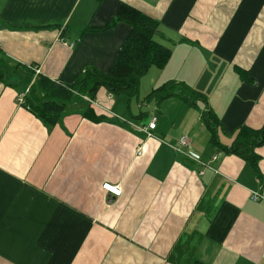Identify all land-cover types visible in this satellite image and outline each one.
Listing matches in <instances>:
<instances>
[{
	"label": "crops",
	"instance_id": "1",
	"mask_svg": "<svg viewBox=\"0 0 264 264\" xmlns=\"http://www.w3.org/2000/svg\"><path fill=\"white\" fill-rule=\"evenodd\" d=\"M123 4L158 19L172 49L139 99L120 94L128 113L105 87L87 95L103 106L71 91L53 125L18 103L37 77L71 89L87 68L109 70L131 30L105 27ZM168 81L206 95L222 145L262 127L264 0H0V264H264V145L260 178L212 143L205 104L152 109L143 98ZM183 135L210 166L173 148Z\"/></svg>",
	"mask_w": 264,
	"mask_h": 264
},
{
	"label": "trees",
	"instance_id": "2",
	"mask_svg": "<svg viewBox=\"0 0 264 264\" xmlns=\"http://www.w3.org/2000/svg\"><path fill=\"white\" fill-rule=\"evenodd\" d=\"M119 21L129 23L131 30L109 70L101 71L89 67L71 89L57 86L46 78L37 79V77L34 83L29 84L30 91L23 106L30 109L45 123L53 125L61 119L67 106L64 97L75 96L71 93L73 90L94 97L101 87H105L114 95L125 94L129 103L133 99H139L142 77L153 66L165 67L171 58L172 49L156 39L160 31V21L140 9L123 4L117 16L111 19L105 27L113 26ZM241 74L243 75L244 71ZM172 96H178L194 107H199L198 103L205 104L207 109L202 113V118L211 131L212 143L225 153L237 154L251 161L258 176L262 178L257 166L259 156L256 148L264 145V125L257 129L242 127L232 144L222 145L218 141L219 118L209 107L206 95L185 82H165L152 89L143 99L155 101L159 105L163 100ZM92 111L90 109L87 115L93 120H99V117L92 115Z\"/></svg>",
	"mask_w": 264,
	"mask_h": 264
},
{
	"label": "built area",
	"instance_id": "3",
	"mask_svg": "<svg viewBox=\"0 0 264 264\" xmlns=\"http://www.w3.org/2000/svg\"><path fill=\"white\" fill-rule=\"evenodd\" d=\"M69 46H73V43H69ZM31 68L36 72V74L40 73L41 72V69L38 65H32ZM30 91V85H28L27 87H25V89L23 91H21L18 95V103L20 105H24L25 103V99H26V96L27 94L29 93ZM82 96L87 99L93 106L95 105H99V106H103V102L101 100H98V99H94L90 96H87L85 94H82ZM111 96H113V94H111ZM110 96V97H111ZM156 117H153L149 124L146 126V127H143V130L147 133L148 136H152L153 133L152 131L156 128ZM179 143H180V146H173V148L183 154H185L186 156H188L189 158L191 159H194L195 161L201 163L203 166L205 167H208L210 166L209 162H205L203 159H202V156L199 152L195 151V150H192V149H189L188 150H185L186 147H189L190 145V140H189V137L188 136H181L180 139H179ZM142 150L140 149L139 150V153H141ZM217 159V155H214L212 157V161H215ZM104 189L108 190L110 193L116 195V196H119L122 192L121 188H119L118 186H114L112 184H109V183H105L103 185ZM252 198L255 199V200H259L262 198V195H260L259 193L257 192H254L252 193Z\"/></svg>",
	"mask_w": 264,
	"mask_h": 264
},
{
	"label": "rangeland",
	"instance_id": "4",
	"mask_svg": "<svg viewBox=\"0 0 264 264\" xmlns=\"http://www.w3.org/2000/svg\"><path fill=\"white\" fill-rule=\"evenodd\" d=\"M126 99L127 98H126L125 95H119V97L118 96H114V100H117V101L119 100L118 105L121 107V109H124V113H128V110L126 109V106H127ZM130 107H131V110L132 111H135L137 109V103H136L135 100L132 102V105ZM155 107L158 108L159 105H153L152 106V109H154ZM148 109H150V108H148ZM118 112L119 113H122L121 111H118ZM158 115H159V112H158Z\"/></svg>",
	"mask_w": 264,
	"mask_h": 264
}]
</instances>
